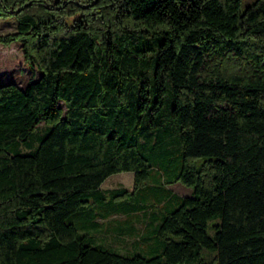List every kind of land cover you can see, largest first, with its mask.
<instances>
[{"label":"trees","instance_id":"1","mask_svg":"<svg viewBox=\"0 0 264 264\" xmlns=\"http://www.w3.org/2000/svg\"><path fill=\"white\" fill-rule=\"evenodd\" d=\"M0 16L18 20L0 43L41 72L0 84V264H264V0H0ZM158 164L191 191L136 209L155 212L154 254L69 221L111 174L133 190L110 200Z\"/></svg>","mask_w":264,"mask_h":264},{"label":"rangeland","instance_id":"2","mask_svg":"<svg viewBox=\"0 0 264 264\" xmlns=\"http://www.w3.org/2000/svg\"><path fill=\"white\" fill-rule=\"evenodd\" d=\"M253 0H242V8ZM18 20L15 16L13 17H1L0 16V34L13 32L16 30ZM40 70L32 68L24 58V49L21 42H12L10 44L0 43V84L6 82H13L20 87H24L31 80H35L40 76ZM168 100V99H167ZM168 102L165 104V109L168 108ZM61 106L65 109L63 103ZM48 128L41 122L36 131L31 135L29 141L31 146L36 147L39 143L40 138L46 134ZM26 142H21L18 146V151L24 152L31 148ZM173 167H164L158 164L157 167H152L149 170V181L135 189V195L131 193H123L114 197L112 200L109 199L108 194L112 189H127L129 192L133 190V172L132 171H121L113 173L108 176L105 181L101 184V190L105 194L106 199L93 202L86 205L84 208L72 213L69 217V221L74 222L79 228L81 233L94 235L97 241H104L107 245H112L123 251L124 249H131V246H137L140 248L143 244L141 240V234L148 235L156 217H152L155 214L152 208L147 209L146 213H152L150 222L148 218L142 216V212L138 211L139 205H145L149 207L151 203L161 206L166 204V207L170 205H177V198L181 195L190 194V187L178 182L174 184H166L165 180L171 177ZM187 193V194H186ZM161 199L163 202L159 203ZM152 204V205H153ZM158 206V207H160ZM132 210L133 215L130 216V223L134 226L136 233L129 234L126 230H120L119 228L124 225L120 223V220L125 216H122V212ZM117 213H115V212ZM110 212V216L103 219L104 213ZM121 212V213H120ZM100 222L97 228L91 226L92 218ZM134 217V218H133ZM150 235V234H149ZM136 240V241H134ZM140 253L146 255H152L155 250H150V246H144V250H139ZM127 254H133V252H126ZM203 255L211 257L213 254H208L206 251Z\"/></svg>","mask_w":264,"mask_h":264},{"label":"crops","instance_id":"3","mask_svg":"<svg viewBox=\"0 0 264 264\" xmlns=\"http://www.w3.org/2000/svg\"><path fill=\"white\" fill-rule=\"evenodd\" d=\"M191 191V190H190ZM187 194V193H186ZM188 195V194H187ZM122 214V213H121ZM125 215V216H124ZM110 216V215H109ZM122 216H124L121 220H120V223L121 224H123L124 225V228L123 227H121V228H119L120 230H124L125 231V229L126 228H132L133 227V225H132V223H130V220H131V218H129L130 216L129 215H126V214H122ZM108 217V216H107ZM136 217V219L138 220V217L137 216H135ZM106 218V217H105ZM134 218V217H133ZM104 219V218H103ZM141 240L143 239L144 240V243L145 242H147V241H150L152 238L150 237V236H147V235H144V234H141ZM134 241H136V240H134ZM104 242V241H103ZM138 242H135L134 244H137ZM134 244L131 246V249H135L137 246H134ZM110 246H112V245H110ZM114 248H116V247H114ZM116 249H118V248H116ZM118 250H120V249H118ZM126 250H129V249H124V251H126Z\"/></svg>","mask_w":264,"mask_h":264}]
</instances>
